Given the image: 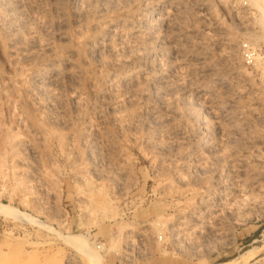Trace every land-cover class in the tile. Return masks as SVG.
Returning a JSON list of instances; mask_svg holds the SVG:
<instances>
[{"label": "rangeland", "instance_id": "obj_1", "mask_svg": "<svg viewBox=\"0 0 264 264\" xmlns=\"http://www.w3.org/2000/svg\"><path fill=\"white\" fill-rule=\"evenodd\" d=\"M138 1L113 0V8L108 6V10H101L93 17H86L80 11L89 7L87 2L80 0L76 7L69 3L64 11L63 37L55 35L53 23L43 29L49 19L44 12H35L36 16L28 22L30 25L10 38L3 20L4 0H0V264H91L89 257L74 243L73 237L81 234L87 239L88 253L95 256L99 264H123L124 260L119 258L122 250L137 241L143 250H139L140 256H129L136 259L135 264H227L232 261L233 264H264V31L253 20L256 9L250 0H189L201 3L194 8H189L192 4L188 0H144V4ZM143 6L152 38L149 66L154 72H168L170 64L177 61V71L181 72L177 85L182 103L176 114L180 120H174L185 136L184 140L179 139L180 143L168 141L164 126H159L164 129L157 131L156 124L149 123L139 97L130 104L109 109L121 89L112 87L105 91V82L119 72L116 63L130 57L120 49L90 51L91 41L101 35L108 21L140 20ZM174 9L178 12L175 15ZM160 11L165 16L163 22L157 19ZM19 13V19L26 20L22 10L19 9ZM191 29L200 35L174 46L175 33ZM12 38H19L21 42L14 44ZM37 38H43L42 42L49 38L50 44L44 46L48 48L41 50L40 46L39 49L35 44ZM249 38L256 43V50L249 46ZM33 44L37 46L34 48ZM226 45L231 46L226 50ZM206 51L209 56L205 53L207 57L203 59ZM249 52L253 54L248 59L245 53ZM255 53L263 57L257 55L258 60H254ZM72 56L70 61L77 70L78 80L73 81L76 87L64 86L67 91L64 87H43L51 92L55 90L56 110H53L47 105L45 94L34 89L36 76L50 74L54 62L59 64L60 74H65V63ZM220 73L224 74V79L220 78ZM218 83L222 87L219 88ZM196 86L200 94L188 96V90ZM156 88L159 89L156 92L160 91L161 85ZM214 89L222 91L218 94ZM103 102L106 104L100 107ZM195 131L197 135L188 139L195 144L203 143L204 147L200 152L204 164L197 169L184 166L194 160L187 152L191 143L187 136ZM209 138H218L222 147L217 144L213 152L207 154ZM254 139L258 141L254 143ZM257 176L261 179L259 182H256ZM213 180H221L225 185ZM215 192L216 203L210 198ZM205 199L208 204L204 206ZM160 235L162 239H158Z\"/></svg>", "mask_w": 264, "mask_h": 264}, {"label": "bare ground", "instance_id": "obj_2", "mask_svg": "<svg viewBox=\"0 0 264 264\" xmlns=\"http://www.w3.org/2000/svg\"><path fill=\"white\" fill-rule=\"evenodd\" d=\"M80 0H4V8H5V11H6V14H5V16H4V24H5V26H6V29H7V31H5L6 32V34L10 37L11 35H14V34H16V32H18V31H20V30H22V29H24V28H26V26H27V24H28V22H30V20H32L31 18H32V16H36V15H34V13L35 12H44L46 15H47V17L46 18H48L49 20L47 21L48 22V25H46L45 26V28H43V29H45L46 30V27L47 26H49L50 24L49 23H53L54 24V26H55V35L56 36H58V37H63L64 35H65V17H64V11H65V8H66V6H68V4L69 3H71V4H73V7L75 6H77V4L79 5V2ZM83 2H87L88 3V5L87 6H89V7H86L87 9L85 10V8L83 7V8H81V10L80 11H82V13H83V15H86V17L88 16H95L96 14H98V13H100V11L102 10H108V6L109 7H112V5H114V3H113V0H82ZM115 1V0H114ZM118 1V0H117ZM126 1V0H125ZM131 1V0H130ZM175 1V0H174ZM173 1V2H174ZM189 1V0H188ZM197 1V0H196ZM198 1H201V0H198ZM244 1H246V0H244ZM124 2V1H123ZM129 2V1H128ZM138 2H140V4H144V0H139ZM172 2V1H171ZM170 2V3H171ZM182 2V1H181ZM192 5L190 6L189 5V8H194V7H197V6H199L201 3L200 2H191V1H189ZM248 2V1H247ZM127 3V2H126ZM189 3V4H190ZM245 3V2H244ZM249 3V2H248ZM115 4H116V2H115ZM160 4V3H159ZM164 4V3H163ZM182 4V3H181ZM250 4L256 9V14H254L255 16H254V18H253V20L255 21V23H257V27H259V29L260 30H263L264 31V0H250ZM83 5V4H82ZM170 5V4H169ZM245 5H247V4H245ZM1 6V5H0ZM122 6V5H121ZM164 6V5H163ZM176 6V5H175ZM248 6V5H247ZM166 7V6H165ZM182 7V6H181ZM205 7V6H204ZM203 7V8H204ZM207 7V6H206ZM113 8V7H112ZM133 8V7H132ZM163 8V7H162ZM172 8V7H171ZM174 8V7H173ZM176 8L178 9V7L176 6ZM188 8V7H187ZM188 8V9H189ZM246 8V7H245ZM19 9L20 10H22V12H23V14H25V18H26V20H24V19H22L21 20V18L19 19V16H20V14L21 13H19ZM155 9V8H154ZM157 9V8H156ZM184 9V8H183ZM110 10V9H109ZM175 10V9H174ZM196 10V9H195ZM200 10V9H199ZM1 11V10H0ZM130 11V10H129ZM176 11L177 10H175L174 12V15L175 14H177L176 13ZM188 11V10H187ZM208 11V10H207ZM130 12H132V11H130ZM180 12V11H179ZM186 12V11H185ZM198 12H200V11H198ZM209 12V11H208ZM211 12V11H210ZM41 13H38V14H41ZM43 13V14H44ZM112 13V12H111ZM122 13H124V12H122ZM127 13V12H126ZM151 13V12H150ZM187 13V12H186ZM203 13V12H202ZM201 13V14H202ZM44 14V15H45ZM110 14V13H109ZM146 14H147V10H146V8L143 6V8H142V10L139 12V15L141 16V19L140 20H138V19H125V20H113V21H108V24L106 23V25L104 26V30L101 32V35L96 39V40H94L93 42L91 41V45H90V51H94V52H99V50H100V53L104 50V49H106V48H108V49H120V50H123V51H125L126 53V55H127V57H130L129 58V60H127V59H125L124 57V60H122L121 62H119V63H116V67L115 68H117L118 70H119V72H117V73H115L111 78H109V79H107V81L105 82V86H104V88L103 89H105V91H108V90H110L112 87H114L115 89H116V87H118L119 88V90L121 89V92L119 93V95L112 101V102H110V104L112 105L111 107H109V109H111L113 106H122V104L124 105V103H128L129 102V104H130V102L131 101H133V100H135V98H137V97H139L140 98V101L142 102H140L141 103V105L143 106V108H144V112H145V115L147 116V118L149 119L148 121H149V123H152V125H153V123L154 124H156V126H157V131H159V126H164V128L168 131V133H167V138H169L170 140H168L169 142L171 141L172 143H174L175 141H178V143H180L179 142V139L180 138H185V136H183L182 135V130H181V127L180 126H177L176 124H174V120L177 118V116H176V114H178L177 113V111H178V109H179V107L181 106L180 104L182 103H180V100H179V96H178V92H179V90H178V85H177V79L178 78H180V76H181V72L179 71H177V65H176V62H174L173 64H170V68L168 69V72H166V71H164V70H160V71H153V69L149 66V62H150V60H149V62H148V57H149V41H150V39H152V38H150V32L149 31H151V29H150V26H149V24H148V22H147V16H146ZM190 14V13H189ZM205 14V13H204ZM210 14H212V12L210 13ZM210 14H208V15H210ZM45 15V16H46ZM77 15V14H76ZM80 15V14H79ZM82 15V16H83ZM101 15V14H100ZM137 15V14H136ZM157 15V14H156ZM172 15V14H171ZM199 15V14H198ZM3 16V15H2ZM75 16V15H74ZM99 16V15H98ZM149 16H150V14H149ZM176 16H178V15H176ZM176 16H175V18H176ZM181 16V15H180ZM201 16V15H200ZM213 16V15H212ZM91 17V18H92ZM174 17V16H173ZM179 17V16H178ZM190 17H191V14H190ZM210 17V16H209ZM82 18H85L84 16L82 17ZM81 18V19H82ZM99 18V17H98ZM152 18V17H151ZM150 18V19H151ZM181 18V17H180ZM179 18V19H180ZM183 18V17H182ZM205 18V17H204ZM34 20H35V18H33ZM37 19V18H36ZM38 19H40L39 17H38ZM80 19V20H81ZM93 19V18H92ZM102 19V18H101ZM110 19V18H109ZM157 19H158V21L159 22H163V20L165 19V16L163 15V13L160 11L159 12V15L157 16ZM178 19V20H179ZM200 19V18H199ZM203 19V18H202ZM17 20H19V21H17ZM75 20V19H74ZM77 20V19H76ZM84 20V19H83ZM82 20V21H83ZM87 20H88V18H87ZM89 20H91V19H89ZM208 20V19H207ZM39 21V20H38ZM37 21V22H38ZM33 22V21H32ZM36 22V24H38ZM43 22H44V24H45V21H44V19H43ZM46 22V23H47ZM79 22V21H78ZM84 22V21H83ZM89 22V21H88ZM203 22V21H202ZM74 23H76V22H74ZM82 23V22H81ZM87 23V22H86ZM86 23H85V26H86ZM90 23V22H89ZM92 23V22H91ZM188 23V22H187ZM193 23V22H192ZM195 23V22H194ZM193 23V24H194ZM204 23V22H203ZM3 24V25H4ZM40 24V23H39ZM44 24H42V25H44ZM68 24V23H67ZM78 24H80V23H78ZM77 24V25H78ZM95 24V23H94ZM100 24V23H99ZM174 23H172V25H173ZM176 24H178V23H176ZM202 24V23H201ZM2 25V26H3ZM28 25H30V24H28ZM33 25H34V23H33ZM42 25H41V27H42ZM84 25V24H83ZM161 25V24H160ZM171 25V26H172ZM190 25H192V24H190ZM189 25V26H190ZM37 26V25H36ZM68 26V25H67ZM80 26V25H79ZM177 26V25H176ZM32 27V26H31ZM30 27V28H31ZM44 27V26H43ZM50 27H51V25H50ZM75 27V26H74ZM82 27V26H81ZM157 27V26H156ZM170 27V26H169ZM173 27H175V26H173ZM68 28V27H67ZM92 28V27H91ZM97 28V27H96ZM166 28H168V27H166ZM216 28H217V26H216ZM42 29V30H43ZM50 29V28H49ZM48 29V30H49ZM52 29V28H51ZM51 29L49 30V31H51ZM89 29V28H88ZM156 29V28H155ZM188 29V28H187ZM25 30V29H24ZM29 30V29H28ZM35 30V29H34ZM77 30V29H76ZM93 30V29H92ZM168 30H170L169 28H168ZM186 30V29H185ZM4 30H2V32H3ZM27 31V30H26ZM83 31V30H82ZM215 31V30H214ZM42 32V31H41ZM52 32V31H51ZM77 32V31H76ZM95 32V31H94ZM201 32V31H200ZM217 32H218V30H217ZM78 33H79V31H78ZM83 33V32H82ZM96 33V32H95ZM171 33V32H170ZM203 33H205V32H203ZM28 34V33H27ZM26 34V35H27ZM44 34V33H43ZM43 34H41L42 36H43ZM94 34V33H93ZM97 34V33H96ZM153 34V33H152ZM164 34H167V32L166 33H164ZM197 34H199L200 35V33H197L196 32V30H193V29H191V30H188L187 32H185V33H180V32H176L175 33V36H174V38H175V45L174 46H176V45H181L182 43H183V41H189V40H191L194 36H196ZM218 34V33H217ZM216 34V35H217ZM254 34V33H253ZM4 35V34H3ZM21 35H23L22 33H21ZM40 35V36H41ZM70 35L73 37V35L70 33ZM77 35V34H76ZM91 35H92V33H91ZM90 35V36H91ZM169 35V34H168ZM215 35V36H216ZM5 36V35H4ZM24 36H25V33H24ZM41 36V37H42ZM46 36V35H45ZM44 36V37H45ZM49 36V35H48ZM52 36V35H51ZM51 36L49 37V38H51ZM83 36V35H82ZM95 36V35H94ZM152 36V35H151ZM167 36V35H166ZM8 37V38H9ZM15 37V36H14ZM77 37V36H76ZM251 37V36H250ZM258 37V36H257ZM5 38H6V36H5ZM11 38V37H10ZM24 38V37H23ZM22 38V39H23ZM47 39V41H41L43 38H41V40L39 39V38H37L36 40H35V44L37 43L38 45H39V49H40V46H41V50L42 49H46V48H48V46L47 47H44V46H46V45H49L50 44V42H51V40L50 39ZM67 37H65V39H66ZM70 38V37H69ZM78 38H79V36H78ZM220 38V37H219ZM219 38H217V39H219ZM253 38V37H252ZM57 39V38H56ZM92 39V38H91ZM154 39V38H153ZM168 39V38H167ZM250 40L248 41V44H249V46H251V47H253L254 48V50H256L255 48V42H253L252 41V39L251 38H249ZM62 40V39H61ZM67 40V39H66ZM166 40V39H165ZM14 44H18V43H20L21 41H20V39L19 38H12V40H11ZM20 41V42H19ZM25 41V40H24ZM152 41V40H151ZM158 41V40H157ZM160 41V40H159ZM218 41V40H217ZM8 42V41H7ZM58 42V41H57ZM156 42V41H155ZM190 42V41H189ZM193 42V41H192ZM257 42V41H256ZM9 43H10V41H9ZM88 43V42H87ZM150 43H152V42H150ZM162 43H164V42H162ZM13 44V45H14ZM83 44V43H82ZM85 44V43H84ZM201 44V43H200ZM203 44V43H202ZM218 44V43H217ZM219 44H220V42H219ZM219 44L217 45V46H219ZM223 44V43H222ZM225 44V43H224ZM247 44V45H248ZM27 45V44H26ZM25 45V46H26ZM54 45V44H53ZM153 45V44H152ZM155 45V44H154ZM196 45V44H195ZM221 45V44H220ZM37 46V45H36ZM35 46V47H36ZM83 46V45H82ZM86 46V45H85ZM88 46V45H87ZM162 46V45H161ZM173 46V45H172ZM222 46H224L225 47V45H222ZM221 46V47H222ZM231 45H229V47H230ZM248 46V47H249ZM261 46H263V45H261ZM11 47V46H10ZM23 47H24V45H23ZM27 47V46H26ZM31 47V46H30ZM32 47H34V44H33V46ZM34 47V48H35ZM190 47H192V46H190ZM207 47V46H206ZM228 47V48H229ZM245 47H247V46H245ZM38 48V47H37ZM68 48V47H67ZM66 48V49H67ZM70 48V47H69ZM153 48V47H152ZM167 48V47H166ZM174 48V47H173ZM183 48V47H182ZM218 48V47H217ZM223 48V47H222ZM221 48V49H222ZM227 48V45H226V50L228 49ZM20 49V48H19ZM24 50L26 49V48H23ZM199 49V48H198ZM206 49V48H205ZM204 49V50H205ZM225 49V48H224ZM27 50V49H26ZM31 50V49H30ZM37 51H38V49H36ZM35 50V51H36ZM85 50V49H84ZM83 50V51H84ZM87 50V49H86ZM102 50V51H101ZM177 50V49H176ZM180 50H182L181 48H180ZM183 50H185V49H183ZM190 50V49H189ZM193 50V49H192ZM204 50H202V51H204ZM248 50V49H247ZM23 51V50H22ZM32 51V50H31ZM34 51V52H35ZM44 51V50H43ZM64 51V50H63ZM82 51V52H83ZM170 51V50H169ZM249 51V50H248ZM25 52V51H24ZM24 52H23V55H24ZM32 53V54H37V53ZM40 53H41V51H39ZM75 52V51H74ZM114 52H116V51H114ZM118 52V51H117ZM152 52V51H151ZM150 52V53H151ZM172 52V51H171ZM181 52V51H180ZM222 52V51H221ZM17 53V52H16ZM15 53V54H16ZM29 53H30V51H29ZM78 53V52H77ZM120 53V52H119ZM118 53V54H119ZM184 53H187V52H184ZM198 53V52H197ZM204 53V57H203V59L204 58H206L207 56L206 55H208L207 54V51L206 52H203ZM202 53V54H203ZM205 53H206V55H205ZM226 53V52H225ZM233 53V52H232ZM252 53V52H251ZM251 53L249 52L248 53V59H249V57L251 56ZM22 54V53H21ZM60 54H62V53H60ZM74 54V53H73ZM84 54V53H83ZM82 54V55H83ZM88 54H89V52H88ZM104 54V53H103ZM122 54V53H121ZM120 54V55H121ZM124 54V55H125ZM134 54V56H132ZM159 54V53H158ZM191 54V53H190ZM220 54V53H219ZM253 54V53H252ZM17 55V54H16ZM26 55H28V54H26ZM39 55V54H38ZM70 55H72V54H70ZM75 55V54H74ZM86 55V54H85ZM96 55V54H95ZM114 55H115V53H114ZM119 55V56H120ZM161 55V54H160ZM164 55V54H163ZM178 55L180 56L181 54H179L178 53ZM191 55H193V53L191 54ZM222 55V53L220 54V56ZM232 55V54H231ZM244 55V54H243ZM257 55H259L258 53H255V55L253 56V58H254V60H258L257 58H258V56ZM15 56V55H14ZM19 56V55H18ZM58 56H60V55H58ZM76 56H78V55H76ZM75 56V57H76ZM99 56V55H98ZM106 57H108L107 55H105ZM131 56H132V58H131ZM157 56V55H156ZM167 56V55H166ZM169 56H172V55H169L168 54V57ZM174 56H177V55H174ZM178 56V57H179ZM209 56V55H208ZM212 56V55H211ZM228 56V55H227ZM260 56V55H259ZM22 57V56H21ZM26 57V56H25ZM29 57H33V56H30L29 55ZM61 57V56H60ZM59 57V58H60ZM83 57V56H82ZM90 57V56H89ZM100 57V56H99ZM102 57H104V56H102ZM109 57H110V55H109ZM151 57V56H150ZM260 57H263V56H260ZM34 58V57H33ZM91 58V57H90ZM89 58V59H90ZM117 58H118V56H117ZM116 58V59H117ZM122 58V59H123ZM176 58V57H175ZM184 58V57H183ZM252 58V57H251ZM14 59H15V57H14ZM20 59V58H19ZM69 59V58H68ZM73 59V56H72V58H70L69 59V61H67L65 64H66V71H65V74H63V75H61L60 74V68H59V64L58 63H52L51 65H52V67H51V72H50V74H45V73H40V74H38L37 76H36V83H35V85L33 86L34 87V89L37 91H39L40 90V93H44L45 94V96H46V98L45 99H47V105L48 106H50V107H52V109L54 108V106H55V94L53 93L54 91H50L49 89L48 90H45V88H43L44 86H46V85H50V87H48V88H51V86L52 87H54L55 89L56 88H61V87H64V86H67V88H69V89H74L75 87H74V83H73V81L74 80H76L77 79V70L75 69V67H74V63L72 62V61H70V60H72ZM86 59V58H85ZM93 59V58H92ZM120 59V58H119ZM135 59V60H134ZM157 59V58H156ZM193 59H195L194 57H193ZM200 59V58H199ZM44 60V59H43ZM52 60V59H51ZM67 60V59H66ZM79 60V59H78ZM77 60V61H78ZM101 60V59H100ZM133 60V61H132ZM176 60H177V58H176ZM197 60V59H196ZM207 60V59H206ZM223 60V59H222ZM225 60V59H224ZM227 60V59H226ZM32 61V60H31ZM76 61V60H75ZM114 61V60H113ZM117 61V60H116ZM171 61V60H170ZM250 62L249 63H251L252 61H251V59L249 60ZM27 63H30V62H28V61H26ZM26 62H25V64H26ZM79 62V61H78ZM88 62H89V60H88ZM96 62V61H95ZM94 62V63H95ZM109 62V61H108ZM115 62V61H114ZM118 62V61H117ZM152 62V61H151ZM161 62V61H160ZM159 62V63H160ZM201 62V61H200ZM219 62V61H218ZM256 62V61H255ZM254 62V63H255ZM262 62V61H261ZM16 63V62H15ZM156 63V62H155ZM162 63V62H161ZM228 63V62H227ZM248 63V64H249ZM258 63V62H257ZM24 64V63H23ZM41 64V63H40ZM47 64V63H46ZM180 64H181V62H180ZM190 64V63H189ZM213 64V63H212ZM111 65V64H110ZM115 65V64H114ZM113 65V66H114ZM187 65V64H186ZM205 65V64H204ZM261 65V64H260ZM39 66V65H38ZM42 66V65H41ZM48 66V65H47ZM78 66V65H77ZM195 66V65H194ZM198 66V65H197ZM196 66V67H197ZM85 67H87V66H85ZM212 67H213V65H212ZM214 67H215V65H214ZM258 67H259V65H258ZM36 68V67H35ZM88 68V67H87ZM99 68V67H98ZM100 68H102V67H100ZM99 68V69H100ZM104 68H106V67H104ZM108 68V67H107ZM157 68V67H156ZM200 68H201V66H200ZM209 68V67H208ZM260 68V67H259ZM32 69V68H31ZM191 69V68H190ZM217 69V68H216ZM215 69V70H216ZM219 69V68H218ZM105 70V69H104ZM107 70V69H106ZM215 70H213V71H215ZM220 70V69H219ZM263 70V72H264V69H262ZM45 71V70H44ZM170 71V72H169ZM209 71H210V69H209ZM31 73V72H30ZM86 73V72H85ZM178 73H180V74H178ZM211 73V72H210ZM223 73V72H222ZM222 73H220L221 74V76L222 77H220L221 79H224V74H222ZM226 73V72H225ZM217 74V73H216ZM219 74V73H218ZM89 75V74H88ZM191 75V74H190ZM209 75V74H208ZM235 75V74H234ZM196 76V75H195ZM199 76V75H198ZM237 76H238V74H237ZM88 77V76H87ZM201 77V76H200ZM235 77V76H234ZM173 78L175 79V81L173 82L172 80H173ZM202 78V77H201ZM212 78V77H211ZM210 78V79H211ZM231 78H232V76H231ZM29 79H31L30 77H29ZM89 79V78H88ZM207 79V78H206ZM218 79V78H217ZM78 80V79H77ZM31 81V80H30ZM63 81H65V83L64 84H62L63 83ZM179 81H181V78H180V80ZM194 82H195V80H193ZM218 81H220V79L218 80ZM227 82V81H226ZM88 83V82H87ZM193 83V82H192ZM222 83V82H221ZM220 83V84H221ZM228 83V82H227ZM227 83H224V84H227ZM31 84V83H30ZM98 84V83H97ZM179 84V83H178ZM219 83H218V85H220ZM223 84V85H224ZM92 85V84H91ZM94 85V84H93ZM160 86L161 85V88H160V91H157L156 92V87L157 86ZM184 85V84H183ZM189 85V84H188ZM194 85V84H193ZM85 86H86V84H85ZM185 86V85H184ZM187 86V85H186ZM190 86V85H189ZM195 86V85H194ZM79 87H80V85H79ZM90 87V86H89ZM88 87V88H89ZM220 87H222L221 85L219 86V88ZM64 88H66V87H64ZM67 88H66V91H67ZM77 88H78V86H77ZM92 88V87H91ZM216 88V87H215ZM218 88V89H219ZM29 89V88H28ZM43 89H44V91H46V92H44L43 91ZM58 89V90H59ZM63 89V88H62ZM80 89V88H79ZM78 89V90H79ZM113 89V88H112ZM195 89V90H194ZM198 88H197V86L196 87H192V88H190L188 91H190V93L188 94L187 93V95L189 96V95H195V96H197V94H200V91L199 90H197ZM207 89V88H206ZM228 89V88H227ZM77 90V91H78ZM94 90V89H93ZM118 90V91H119ZM157 90H159V89H157ZM201 90V89H200ZM234 90V89H233ZM28 91H30V90H28ZM59 91H62V90H59ZM65 91V90H64ZM69 91V90H68ZM74 91V90H73ZM92 91V90H91ZM203 91V90H202ZM214 91H216L215 89H214ZM221 91L222 90H218V91H216V92H218V94L219 93H221ZM230 91V90H229ZM31 92V91H30ZM75 92H76V90H75ZM83 92L84 91H82V94H83ZM90 91H88V93H89ZM212 92V91H211ZM210 92V93H211ZM215 92V93H216ZM234 92V91H233ZM232 92V93H233ZM28 93V92H27ZM40 93H37V94H39L40 95ZM73 93V92H72ZM77 93V92H76ZM91 93V92H90ZM95 93V92H94ZM93 93V94H94ZM111 93V92H110ZM215 93H213V94H215ZM223 93V92H222ZM57 94V93H56ZM61 94V93H60ZM59 94V95H60ZM67 94H68V92H67ZM106 94V93H105ZM158 94V95H157ZM182 94H184V93H182ZM217 94V95H218ZM36 95V94H35ZM34 95V96H35ZM38 95V96H39ZM42 95V94H41ZM59 95H58V97H59ZM72 95V94H71ZM74 95V94H73ZM72 95V96H73ZM78 95V94H77ZM79 95H80V92H79ZM89 95V94H88ZM115 95V94H114ZM207 95V94H206ZM26 96H27V94H26ZM33 96V97H34ZM44 96V95H43ZM64 96V95H63ZM62 96V97H63ZM65 96H67V95H65ZM64 96V97H65ZM84 96V95H83ZM187 96V97H188ZM204 96H205V94H204ZM215 96V95H214ZM222 96H225V95H222ZM221 96V97H222ZM61 97V96H60ZM61 97V98H62ZM87 97V96H86ZM89 97H90V95H89ZM102 97V96H101ZM186 97V98H187ZM26 98V97H25ZM30 98H32V97H30ZM37 97H35V99H36ZM74 98V97H73ZM91 98V97H90ZM184 98V97H183ZM185 98V99H186ZM196 98V97H195ZM199 98H200V96H199ZM204 98V97H203ZM33 99V98H32ZM35 99H33V100H35ZM38 99V98H37ZM59 99V98H58ZM77 99V98H76ZM76 99H75V101H76ZM104 99V98H103ZM138 99V98H137ZM188 99H190V98H188ZM223 99H224V97H222V101H223ZM226 99V98H225ZM42 100H44L43 98H42ZM41 100V101H42ZM66 100V99H65ZM69 100H71L72 101V99H69ZM105 100V99H104ZM203 100V99H202ZM217 100H219V99H217ZM227 100V99H226ZM30 101H31V99H30ZM40 101V100H39ZM40 101V102H41ZM44 101V102H45ZM56 101H58L57 99H56ZM82 101V100H81ZM96 101V100H95ZM94 101V102H95ZM188 101H190V100H188ZM194 101V100H193ZM204 101V100H203ZM230 101V100H229ZM233 101H235V100H233ZM237 101V100H236ZM28 102V101H27ZM34 102V101H33ZM38 103V104H41V103ZM43 102V101H42ZM58 102H61V101H58ZM63 102H64V99H63ZM66 102V101H65ZM80 101L78 100V103H79ZM106 102V101H105ZM187 102V101H186ZM219 102H221V101H219ZM223 102H226L225 100L223 101ZM37 103V102H36ZM68 103V102H67ZM76 103V102H75ZM85 103H87V102H85ZM93 103V102H92ZM109 103V102H108ZM132 103V102H131ZM137 103H138V101H137ZM211 103V102H210ZM218 103V102H217ZM232 103V102H231ZM237 103V102H236ZM35 104V103H34ZM58 105H61V104H59V103H57ZM65 104V103H64ZM64 104H63V106H64ZM84 104V103H83ZM96 104V103H95ZM100 104V103H99ZM101 104H103V105H100V107L102 106H104L105 104H104V102L103 103H101ZM189 104H190V102H189ZM209 104V103H208ZM219 104V103H218ZM228 104H230V103H228ZM238 104V103H237ZM46 105V104H45ZM78 105V104H77ZM141 105H139L140 107H141ZM227 105V104H226ZM231 105V104H230ZM68 106V105H67ZM66 106V107H67ZM79 106V105H78ZM98 106V105H97ZM110 106V105H109ZM129 106V105H128ZM234 106V105H233ZM41 107V106H40ZM43 108H44V106H42ZM80 107H82V106H80ZM130 107H132V105H130ZM136 107H137V105H136ZM230 107V106H229ZM239 107V106H238ZM63 108V107H62ZM65 108V107H64ZM63 108V109H64ZM94 108V110H95V108L96 107H93ZM116 108H118V107H116ZM121 108V107H120ZM126 108V107H125ZM217 108V107H216ZM235 108V107H234ZM46 109V108H45ZM48 109V108H47ZM55 110H56V108H54ZM53 109V110H54ZM113 109V108H112ZM58 110V109H57ZM100 110V109H99ZM40 111V110H39ZM60 111H62V110H60ZM64 111L66 112V110L64 109ZM101 111V110H100ZM114 111V110H113ZM123 111V110H122ZM121 110H120V112H122ZM127 111H128V109H127ZM132 111V110H131ZM130 111V112H131ZM141 111V110H140ZM224 111H226V110H224ZM68 112V111H67ZM103 112V111H102ZM117 112V111H116ZM134 112H136L135 110H134ZM179 112V111H178ZM181 112V111H180ZM99 113V112H98ZM112 113V112H111ZM50 114H52V113H50ZM49 114V115H50ZM64 115H65V113H63ZM96 114V113H95ZM102 114V113H101ZM125 114H127V113H125ZM124 114V115H125ZM132 114H134V113H132ZM139 114V113H138ZM44 115V113L42 114V116ZM98 115V114H97ZM115 115V114H114ZM122 115H123V112H122ZM136 115V114H135ZM238 115V114H237ZM45 116V115H44ZM52 116H54L53 114H52ZM110 116V115H109ZM113 116V115H112ZM127 116V115H126ZM130 116V115H129ZM233 116V115H232ZM239 116V115H238ZM47 117V116H46ZM49 117V116H48ZM64 117V116H63ZM99 117V116H98ZM121 117V116H120ZM123 117H125V116H123ZM138 117V116H137ZM145 117V116H144ZM242 117V116H241ZM58 118V117H57ZM114 118V117H113ZM180 118V117H179ZM221 118V117H220ZM238 118V117H237ZM47 119V118H46ZM63 119V118H62ZM103 119V118H102ZM127 119V118H126ZM145 119V118H144ZM178 119V118H177ZM52 120V119H51ZM56 120V119H55ZM99 120V119H98ZM112 120H114V119H112ZM115 120H116V118H115ZM125 120V119H124ZM129 120V119H128ZM132 120V119H131ZM140 120L141 119H139V122H140ZM143 120V119H142ZM178 120H180V119H178ZM94 120H92V122H93ZM130 121V120H129ZM90 122H91V120H90ZM95 122V121H94ZM103 122V121H102ZM132 122V121H131ZM133 122H135V121H133ZM132 122V123H133ZM178 122V121H177ZM36 123V122H35ZM52 123V122H51ZM60 123H62V122H60ZM59 123V124H60ZM96 123V122H95ZM121 123V122H120ZM131 123V124H132ZM147 123V122H146ZM219 123V122H218ZM34 124V123H33ZM52 124H54V122L52 123ZM56 124V123H55ZM65 124V123H64ZM88 124V123H87ZM93 124V123H92ZM129 124H130V122H129ZM135 124V123H134ZM56 125H58V124H56ZM99 125V124H98ZM121 125H122V123H121ZM147 125V124H146ZM29 126V125H28ZM28 126H27V128H28ZM30 126H31V124H30ZM45 126V125H44ZM67 126H68V124H67ZM85 126V125H84ZM101 126H102V123H101ZM145 126V125H144ZM167 126V127H166ZM86 127V126H85ZM97 127V126H96ZM103 127V126H102ZM136 128H137V126H135ZM152 127V126H151ZM234 127V126H233ZM61 128V127H60ZM82 128V127H81ZM98 128V127H97ZM100 128V127H99ZM139 128V127H138ZM164 128H160V130H162V129H164ZM187 128V127H186ZM199 128V127H198ZM197 128V129H198ZM204 128V127H203ZM232 128V127H231ZM235 128V127H234ZM39 129V128H38ZM65 129V128H64ZM85 129H87V127L85 128ZM93 129V128H92ZM103 129V128H102ZM101 129V130H102ZM196 129V130H197ZM27 130V129H26ZM82 130H83V128H82ZM89 130V129H88ZM100 130V129H99ZM216 130V129H215ZM221 130V129H220ZM28 131H30L29 129H28ZM42 131H43V129H42ZM48 131V130H47ZM46 131V132H47ZM80 131V130H79ZM85 131V130H84ZM104 131V130H103ZM155 131V130H154ZM202 131V130H201ZM243 131V130H242ZM49 132V131H48ZM97 132V131H96ZM95 132V133H96ZM113 132V131H112ZM212 132V131H211ZM221 132V131H220ZM43 133V132H42ZM68 133V132H67ZM81 133V132H80ZM87 133V132H86ZM86 133H83V134H85L86 135ZM90 133V132H89ZM94 133V134H95ZM155 133V132H154ZM188 133V132H187ZM186 133V134H187ZM28 134V133H27ZM31 133L29 132V135H30ZM34 134V133H33ZM37 134H39V132L37 133ZM63 134V133H62ZM91 134V133H90ZM93 134V133H92ZM100 134V133H99ZM99 134H97V135H99ZM108 134V133H107ZM216 134H217V132H216ZM259 134V133H258ZM32 135V134H31ZM36 135V134H35ZM44 135V134H43ZM64 135V134H63ZM81 135H82V133H81ZM80 135V136H81ZM87 135H88V133H87ZM162 135V134H161ZM188 135V134H187ZM197 135V131H195V132H193L190 136H187V139L189 138V137H191L192 138V136H196ZM226 135V134H225ZM89 136V135H88ZM35 137V136H34ZM38 137V136H37ZM42 137V136H41ZM91 137H92V135H91ZM151 137H153V136H151ZM155 137V136H154ZM157 137V136H156ZM162 137V136H161ZM166 137H165V139H166ZM207 137V136H206ZM213 137V136H212ZM218 137H220V136H218ZM229 137V136H228ZM31 138V137H30ZM39 138H40V136H39ZM38 138V139H39ZM79 138V137H78ZM160 138V137H159ZM163 138V137H162ZM184 138H183V140H184ZM202 138V137H201ZM29 139V138H28ZM42 139V138H41ZM71 139H72V137H71ZM190 139V138H189ZM188 139V140H189ZM195 139V138H194ZM205 139V138H204ZM203 139V140H204ZM219 139H221V137L219 138ZM218 138H212V140L209 138V140H211V142H208L209 144H208V148H207V154L209 153V152H213V150L217 147V144H219L220 145V143H219V140ZM31 140H32V138H31ZM33 140H34V138H33ZM83 140H84V138H83ZM86 140V139H85ZM182 140V141H183ZM191 140V139H190ZM189 140V141H190ZM22 141H25L24 140V138H23V140ZM35 141V140H34ZM93 141V140H92ZM159 141V140H158ZM161 141V140H160ZM164 141V140H163ZM199 141V140H198ZM205 141V140H204ZM256 141H258V139H254V143H256ZM263 141V140H262ZM32 142V141H31ZM42 142H43V140H42ZM69 142V141H68ZM100 142V141H99ZM185 143L187 142V141H184ZM191 143H192V141H190ZM221 142H224V141H221ZM253 142V141H252ZM33 143V142H32ZM72 143H73V141H72ZM107 143V142H106ZM105 143V144H106ZM178 143L177 144H175V145H178ZM182 143V142H181ZM190 143V145H189V149L187 150V152H188V154L190 155V156H192V159H194V160H192V162L191 163H189V164H187V163H185V165L184 166H186V167H190V166H194V167H196V169L198 168V167H201L203 164H204V162L202 163V154L200 153L201 152V150L204 148L203 147V143H201V141H200V143L201 144H195V143H192L191 144ZM251 143V142H250ZM40 144H41V142H40ZM45 144V143H44ZM43 144V145H44ZM159 144V143H158ZM168 144V143H167ZM167 144H165V145H167ZM20 145V144H19ZM24 145V144H23ZM22 145V146H23ZM86 145V144H85ZM84 145V146H85ZM169 145V144H168ZM171 145V144H170ZM182 145V144H181ZM218 145V146H219ZM263 145V144H262ZM70 146V145H69ZM101 146V145H100ZM99 146V147H100ZM104 146H107V145H104ZM110 146V145H109ZM216 146V147H215ZM221 146V145H220ZM219 146V147H220ZM264 146V145H263ZM43 147V146H42ZM91 147V146H90ZM102 147V146H101ZM166 147V146H165ZM164 147V148H165ZM172 147V146H171ZM215 147V148H214ZM222 147V146H221ZM220 147V148H221ZM20 148V147H19ZM18 148V149H19ZM27 148V147H26ZM29 148H30V146H29ZM32 148V147H31ZM103 148V147H102ZM102 148L100 149L101 151H102ZM206 148V147H205ZM257 148V147H256ZM40 149V148H39ZM109 149V148H108ZM254 149V148H253ZM83 150V149H82ZM99 150V151H100ZM105 150V149H104ZM218 150V149H217ZM35 151V150H34ZM100 151V152H101ZM110 151V150H109ZM205 151V150H204ZM246 151V150H245ZM257 151V150H256ZM21 152V151H20ZM250 152V151H249ZM253 152V151H252ZM260 152V151H259ZM83 153V152H82ZM107 153V152H106ZM184 153V152H183ZM254 153V152H253ZM89 154V153H88ZM249 154V153H248ZM255 154V153H254ZM92 155V154H91ZM100 155V154H99ZM106 156H107V154H106ZM188 156V155H187ZM186 156V157H187ZM256 156H257V154H256ZM91 157V156H90ZM93 157V156H92ZM92 157H91V159H92ZM104 157V156H103ZM106 158V157H105ZM205 158V157H204ZM90 159V160H91ZM187 159V158H186ZM246 160V159H245ZM208 162H209V160H208ZM235 162H237V161H235ZM240 162V161H239ZM241 162H243V161H241ZM183 164V163H182ZM232 165H233V162L231 163ZM119 165V164H118ZM121 165V164H120ZM119 165V166H120ZM96 166H98V165H96ZM118 166V167H119ZM122 166V165H121ZM124 166V165H123ZM111 167V166H110ZM112 167H114V166H112ZM116 167V166H115ZM185 167V168H186ZM204 167V166H203ZM100 168H102L101 166H100ZM100 168H98V169H100ZM120 168V167H119ZM108 169L109 168H107L106 170L108 171ZM114 169V168H113ZM112 169V170H113ZM201 169V168H200ZM205 169V168H204ZM250 169V168H249ZM249 169H248V171H249ZM115 170V169H114ZM237 170V169H236ZM106 171V172H107ZM247 171V172H248ZM110 172V171H109ZM112 172H114V171H112ZM108 173V172H107ZM115 173V172H114ZM217 173V172H216ZM220 173V172H219ZM246 173V172H245ZM112 175H113V173H111ZM255 174H256V172H255ZM108 175V174H107ZM216 175V174H215ZM217 175H218V173H217ZM256 175H258V174H256ZM219 176V175H218ZM235 177V176H234ZM219 178V177H218ZM116 179V178H115ZM120 179V178H119ZM255 179H256V182H259L261 179H260V177L259 176H257V177H255ZM119 181V180H118ZM213 181H215V180H213ZM218 181V180H217ZM217 181H215V182H217ZM219 183H222L223 185H225V182H223V181H221V180H219L218 181ZM235 182V181H234ZM43 183V182H42ZM218 183V184H219ZM120 184V183H119ZM216 184V183H215ZM227 184V183H226ZM232 184V183H231ZM236 184H237V182H236ZM261 184V183H260ZM42 185V184H41ZM238 185V184H237ZM259 185V184H258ZM249 186V185H248ZM260 186V185H259ZM220 187V186H219ZM222 187V186H221ZM41 188H42V186H41ZM209 188H210V186H209ZM216 188V187H215ZM223 188V187H222ZM202 193V192H201ZM214 194V193H213ZM209 195V194H208ZM40 197V196H39ZM212 200H214V203H216L218 200H216L217 199V194H216V192H215V196H211L210 197ZM198 200H200V199H198ZM203 201V200H202ZM205 202V204H204V206L205 205H207L208 203V199H205L204 200ZM1 207V206H0ZM4 208H6V207H4ZM198 208V207H197ZM193 209H194V207H193ZM219 209V208H218ZM223 209V208H222ZM188 211V210H187ZM201 211V210H200ZM224 211V210H223ZM189 212V211H188ZM212 212V211H211ZM219 213V212H218ZM217 213V214H218ZM186 214V213H185ZM199 214V213H198ZM208 214V213H207ZM220 215V214H219ZM187 216V215H186ZM179 217V216H178ZM182 217V216H181ZM193 217V216H192ZM222 217H223V215H222ZM172 218H174V217H172ZM180 218V217H179ZM196 219H199V218H197V217H195ZM176 219V218H175ZM195 219V220H196ZM201 219V218H200ZM220 219V218H219ZM194 220V221H195ZM182 221V220H181ZM224 221V220H223ZM191 223H192V221H191ZM176 224V223H175ZM177 226V225H176ZM178 228V227H177ZM184 229V228H183ZM175 231V230H174ZM73 240H74V243H75V245L77 246V248L78 249H80V251L81 252H83V254L87 257H89L88 259L90 260L89 262L91 263V261H92V263L91 264H99V262L97 261V259H95V256H93L92 254V256L88 253V251H87V239H86V237L85 236H83L82 234L81 235H76V237L74 238L73 237ZM92 253V252H91ZM246 254V253H245ZM247 255V254H246ZM246 257V256H245ZM101 258V257H100ZM245 262V261H244ZM234 262L232 261V262H230V263H227V264H233ZM263 264V263H262Z\"/></svg>", "mask_w": 264, "mask_h": 264}, {"label": "built area", "instance_id": "obj_3", "mask_svg": "<svg viewBox=\"0 0 264 264\" xmlns=\"http://www.w3.org/2000/svg\"><path fill=\"white\" fill-rule=\"evenodd\" d=\"M245 46H246V43H244V52H245ZM245 54L248 55V53H245ZM158 239H162V236L160 235L158 237ZM137 244H138V241H137V243H132V246H126V248H124V250H122L121 254L119 255V258H120V261L124 260V261H122L123 264H135L136 259L135 258L132 259L129 256L132 255V257H134L135 254L137 256H140L139 250H143V247L141 246V243L139 245H137ZM131 252H134V254H131Z\"/></svg>", "mask_w": 264, "mask_h": 264}]
</instances>
